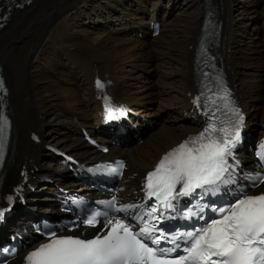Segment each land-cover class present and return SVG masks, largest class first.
Listing matches in <instances>:
<instances>
[{
	"label": "bare ground",
	"instance_id": "1",
	"mask_svg": "<svg viewBox=\"0 0 264 264\" xmlns=\"http://www.w3.org/2000/svg\"><path fill=\"white\" fill-rule=\"evenodd\" d=\"M171 1L32 0L22 9L11 10L0 28V63L9 84L16 135L21 146L35 154L38 164L51 173L62 167L52 154H42L38 145L31 146L26 137L29 127L39 125L38 117L46 119L39 130L44 138L76 150L79 125L95 130L99 105L92 96L91 76L96 72H108L113 90L118 96L127 95L135 110L145 116L162 114L159 127L146 132L149 147L135 149L139 167L148 165L158 150L176 142L180 134L195 128L185 92L192 89L193 50L189 46L199 33L203 10L201 0ZM222 5V36L229 49L225 62L234 71L231 79L238 81L240 93L245 81H258L254 100L260 105H253L258 112L252 117L264 121V71L255 78L252 72L243 71L245 66L251 67L245 51L263 45L255 41L254 33L264 29V0H247L243 5L222 0ZM166 13H172L173 19L163 25L157 38L147 39L144 18L165 17ZM137 31L145 35L144 40L126 36ZM251 56L264 61L263 49ZM125 64L141 68L149 82L157 77L162 89L159 103L157 99L155 104L149 103L156 93H143L146 87L139 91L142 73ZM255 123L254 130H259ZM57 176L58 183L74 185L67 172ZM26 219L24 215L20 224ZM13 221L17 219L13 217Z\"/></svg>",
	"mask_w": 264,
	"mask_h": 264
},
{
	"label": "snow or ice",
	"instance_id": "2",
	"mask_svg": "<svg viewBox=\"0 0 264 264\" xmlns=\"http://www.w3.org/2000/svg\"><path fill=\"white\" fill-rule=\"evenodd\" d=\"M97 86L103 87L99 81ZM217 100L224 102L225 115L229 118L220 121L218 126L216 113L220 107H216L203 131L169 151L155 169L147 173L145 194L149 200L155 199L156 204L145 211L144 205L117 204L115 196L107 202L115 212L141 209L132 216L135 225L124 219L110 218L105 224L107 231L93 239L57 236L52 232L48 243L28 254L26 264H264V193L242 195L227 207H213L218 218L192 231L169 235L158 227L164 219L175 218L165 216L161 208L175 212L180 197L191 196L197 189L218 191L219 184L229 182L225 174L230 177L229 169L235 166L228 163V158L241 139L244 117L232 106L226 89H222L216 99L207 98L212 105H216ZM194 102L199 107L200 97ZM106 111L107 119L112 120L114 113H123L124 109L114 108L109 101ZM261 148L264 149V145ZM258 155L264 159V151ZM260 183H264V176L255 180L253 186ZM8 199L11 201L12 197ZM196 207V212L188 209L182 218L190 219L203 212L207 205ZM7 210H0V219ZM101 215L106 213L96 211L83 222L95 227ZM162 241L172 247L161 248ZM180 242L185 244L184 254L174 256L181 247Z\"/></svg>",
	"mask_w": 264,
	"mask_h": 264
},
{
	"label": "rangeland",
	"instance_id": "3",
	"mask_svg": "<svg viewBox=\"0 0 264 264\" xmlns=\"http://www.w3.org/2000/svg\"><path fill=\"white\" fill-rule=\"evenodd\" d=\"M172 1H174V0H172ZM172 1H171V2H172ZM237 1H238V4H240V5L242 4V5H243L244 1H247V0H244V1H243V0H237ZM248 1L251 2V0H248ZM238 17H241V16H238ZM259 33H260V32H259ZM263 33H264V29H263V28H261V34H260L259 37H257L256 32L254 33V37L256 36V37H255V39H256L255 41H256V42H261V43L263 42V43H262L263 45H262V46H259V47L256 46V45H254V46L252 47V48L254 49V51H252V54H251V55H253V56H254V52H258V50H262V49H263V53H264V41H262V40H264V39H261L262 36H263ZM245 38L248 39V40L250 39V37L247 36V35H245ZM260 39H261V41H260ZM262 47H263V48H262ZM245 54H246V52H245ZM246 55H248V54H246ZM248 56H249V55H248ZM258 60H259V59H256L255 63H257V62L260 63ZM251 67H254V65H253V66L251 65ZM249 72H250V71H249ZM254 72H256V74H260V73H262L261 70H259V71H256V70H255ZM145 79L148 80L146 76H145L144 80H145ZM144 80L141 79L140 82H139L138 84L143 83ZM142 85H143L142 87H146V90H145L143 93L147 94V93H149V92H154V91L152 90V84H150L149 80H148V83H147V84H142ZM155 85H156V84H155ZM138 87H139V88H137L138 90L141 89V85H139ZM144 89H145V88H144ZM139 91H141V90H139ZM142 91H143V90H142ZM55 123H56V122H55ZM254 135H256V133H255ZM17 216H19V213L17 214Z\"/></svg>",
	"mask_w": 264,
	"mask_h": 264
}]
</instances>
